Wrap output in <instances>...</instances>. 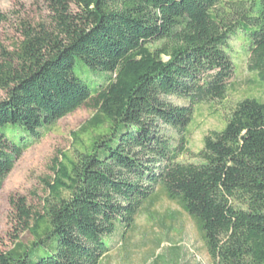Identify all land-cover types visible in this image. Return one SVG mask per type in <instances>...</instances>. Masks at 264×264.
<instances>
[{"label":"trees","instance_id":"trees-1","mask_svg":"<svg viewBox=\"0 0 264 264\" xmlns=\"http://www.w3.org/2000/svg\"><path fill=\"white\" fill-rule=\"evenodd\" d=\"M46 2L49 24L23 21L13 48L0 44V191L59 120L89 102L97 111L41 211L12 200L33 239L0 251V264H101L108 238L132 230L158 191L194 219L213 264H264V101H239L197 162L179 160L195 108L226 98L239 33L264 86V0Z\"/></svg>","mask_w":264,"mask_h":264},{"label":"rangeland","instance_id":"rangeland-1","mask_svg":"<svg viewBox=\"0 0 264 264\" xmlns=\"http://www.w3.org/2000/svg\"><path fill=\"white\" fill-rule=\"evenodd\" d=\"M0 44L12 49L20 39L23 21L50 23L46 0H0ZM227 53L235 65L226 98L198 105L189 127L188 152L183 162H197L204 137L224 128L236 104L249 97L264 101V86L248 68L249 53L245 35L231 38ZM76 72L84 80L93 76L78 62ZM103 76V75H102ZM178 104L185 102L173 98ZM92 102L59 120L54 130L28 149L17 161L0 191V251L11 249L16 242L28 243L33 237L19 231L14 219L13 199L24 197L35 211H41L48 196L47 182L55 175V166L64 155L74 156L87 144L90 134L82 127L96 113ZM79 137L76 139L75 135ZM11 134L8 132V136ZM110 251L101 264H213L194 219L174 200L158 191L157 197L139 213L135 227L124 233L118 229L108 238ZM159 258L157 259L156 257Z\"/></svg>","mask_w":264,"mask_h":264}]
</instances>
